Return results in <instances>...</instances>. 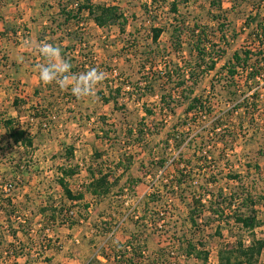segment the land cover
I'll return each mask as SVG.
<instances>
[{"label": "rangeland", "instance_id": "1", "mask_svg": "<svg viewBox=\"0 0 264 264\" xmlns=\"http://www.w3.org/2000/svg\"><path fill=\"white\" fill-rule=\"evenodd\" d=\"M43 1L41 3L37 0V6L36 3L30 6H36V9L45 7L43 10H46V16H51L52 11V14L56 13L51 6L62 0ZM64 1L70 2V8L75 2ZM93 2L118 6L127 19L124 29L120 25L122 18L121 21H114L104 27L101 32L94 30V25L91 24L84 25L82 30L79 26L70 27L69 32L64 27L58 29L60 24H56L51 28V31L57 29L58 34L54 35V38L49 36L51 34L47 32L48 27L40 29L39 37L34 35L35 39L41 38L43 45L49 44L64 50V46L56 45L59 43L58 38L65 35L63 37L66 39L68 34H72L67 38L71 43L68 41L66 44H84V53L94 57L93 67H98V71L104 74V79L95 85L91 96L78 98L71 95L68 98L64 96L51 100L53 107L50 110L51 116L47 119L46 129L39 121H31L32 116L39 117V113L34 110L36 103H32V99H24L27 94L21 87L22 81L18 76L15 57L18 49L13 48L26 39L32 41L28 27L16 23L21 17V12L26 14L25 11L30 10L29 4L24 5L28 8L22 11L16 7L18 0L0 1V115L17 118L24 126H31L32 131L38 129V134L33 137L34 146L26 150L21 149V145L11 147L6 129L0 124V154L3 152L7 156L0 160V194H4L0 196V233L4 234V229L29 230V237L33 241V244L30 242L29 245L31 252L25 257L26 262L31 261L29 264H126L129 260H132L133 264H202L195 255H187L185 247L182 248L179 244L184 236L202 239L209 253V264L216 263L218 253L225 244L233 246L239 237L249 244L251 234L239 236L235 234L238 232L236 230L235 235H232L228 231L229 226L223 225L224 235L216 236L214 232L218 223L208 219L211 214L206 207L204 221H200L201 229L194 230L195 236L190 223L186 221L192 194L200 192V184L205 186L213 182L214 178L218 180V184L210 187L216 193L220 190H224L227 196L234 192L240 193L243 189L239 187L240 183L225 177L227 173L232 172L241 174V186L245 189L264 194V157L258 155V158H255L261 139L238 135L235 142H219L212 126V122L219 116L226 122V130L238 126L242 121L246 122L245 125L251 121L256 124V119L264 113V108L251 110L249 113L244 110L245 105L252 106L254 101V89L247 91L244 85L246 73L240 72L236 76L239 96L234 101L222 91L223 76L217 73L234 51L243 48L256 50L257 46L254 41L251 42L248 30L244 33L240 31L254 1L237 7L235 11L229 10V21L240 35L233 46L227 49L226 57L219 62L217 69L204 77L196 87V94H204L205 99L209 100L207 106L210 111L207 109L208 113L203 112L191 119L186 118V104L172 105L174 112L171 113L168 109H162L160 103L162 88L171 90L179 78V75L172 73L170 85L165 86L163 73L168 69L173 71L177 66L181 70L185 69V60L195 62L190 51V35L185 33L181 36L182 48L176 50L171 33L176 27L180 29L183 24L189 28L197 23L205 25L209 19L208 11L218 12L220 9L212 8L209 0H191L185 6L180 5L176 13L171 11V0ZM223 7L230 9L231 4L224 2ZM262 8L264 14V6ZM29 12L33 14L32 11ZM36 12L38 15L39 12ZM85 18L89 19V23L94 22L88 16ZM153 26L164 28L157 44L152 43L151 39ZM3 32H6V36L1 35ZM35 45L39 44L34 41L33 49ZM219 78H222L220 85ZM212 79L217 82L216 90L211 88ZM128 83L136 88L132 91ZM263 83L262 80V87L258 92L264 99ZM107 85L114 88L123 86L120 95L115 94L118 97L117 107L113 103H104L97 94L99 90H103L106 96L114 94H109ZM64 92L71 94L69 90ZM174 95H177V92ZM244 95L251 98L242 102ZM15 99L21 103L23 100H29V107L25 104V108L17 113L14 108ZM235 104H240V109L235 110ZM149 111L152 113H148ZM226 112L232 114L225 115ZM15 113L17 117H12ZM259 123L257 126H260ZM130 129L132 134L129 133ZM176 134L179 135V140L183 141L178 147L174 141ZM258 136L262 135L258 133ZM70 149H73L71 155ZM200 150H211L214 157L200 161L198 159L203 157ZM96 151L102 154L101 158L97 159L98 162H104V167L117 170L115 176L119 181L114 192L101 199L87 194L83 202L74 207L76 213L73 218L77 219L78 223L72 226L62 224V217L53 221L50 219L49 207L72 205L66 195L67 201H63V195L60 196V192L65 194L58 182L59 177L64 176L62 168L82 166L74 176L65 175L69 185L74 190H79V186L89 175L84 165L96 160ZM11 156L14 158L11 159ZM128 159L132 160L130 168L122 174L123 168L117 169L115 164L121 160L128 163ZM253 159L261 166L260 173L246 166L248 160L255 162ZM191 160L192 166L184 167ZM15 162L21 164L22 175L15 171ZM178 170L191 175L187 186L182 187L185 190L184 196H187L186 200L180 199L181 191L172 184L175 183ZM134 179H137L138 183L128 182ZM11 182L16 188L10 193L5 186ZM22 182L26 185L25 194L21 196V201L10 205L5 198L14 192L20 193V190H23L20 188ZM30 182H33V185H29ZM119 186L124 187V191H119ZM85 202L91 205L88 210L82 205ZM258 209L263 224L254 233L258 238H264L263 203L258 204ZM206 217L211 224L205 223ZM107 226L110 228L104 229ZM129 241L136 249L126 248L127 255L121 256L118 261L114 258L115 252L119 245L128 244ZM13 244L19 254L24 252L21 241H14ZM15 250L13 249V254ZM26 262L23 261V264ZM0 264H5L3 258H0ZM257 264H264V251Z\"/></svg>", "mask_w": 264, "mask_h": 264}, {"label": "trees", "instance_id": "2", "mask_svg": "<svg viewBox=\"0 0 264 264\" xmlns=\"http://www.w3.org/2000/svg\"><path fill=\"white\" fill-rule=\"evenodd\" d=\"M74 1L78 4L75 8H70L69 1H67V3H65V5L61 7L60 15L63 19V22H61L60 25L58 24V29L62 28L64 25H68V23H79L84 19V12L88 14V17L93 19L97 26L102 28L109 26L114 21H121V19L123 18V22H120V25L122 29H124V24L126 23L127 19L124 18V15L120 12L118 6L95 4L93 0ZM190 1L191 0H171L170 4L172 13H176L180 5L185 6ZM252 1H254L253 6L251 7L250 12L246 14L243 22V27L240 31L244 33V31L248 30V35L250 36V39H252L251 42L254 41L255 45L257 46L256 50H252L251 48H243L234 51L231 58L227 62H225V64H223V66L217 73L223 76L224 84L222 85V91L232 101L237 99V97L239 96L236 76L240 72H242L243 74L246 73L244 85L247 91H251L252 89H254L252 96L254 101L252 102V106H244L245 112L249 113L251 112V110L256 111L260 108H264V99L258 92L259 88L262 87L260 86L261 81H264V14L262 13L264 0H209V4L212 8L216 7L220 10L218 12H215L213 10L208 11V23H206L205 25H200L197 23L194 24L191 28H189L186 24H183L182 26H180V29L179 27H176L171 33L173 47L176 50H180L179 48H182L181 36L185 33H188L190 35V51L195 62H191V60H185V69L181 70L177 66V68H174L173 71H170L168 69L163 73L162 78L164 80L165 86L170 85L172 81V73H175V75H179V78H177L178 82L175 83L174 86H172L171 90L166 91V89L162 88V94L160 97V103L163 107L162 109H168L171 113H173L174 108L172 105L186 104L185 113L187 116L186 118L188 119L195 118L196 115L203 114V112L208 113L207 109L209 110V107L207 106V102L209 100L205 99L204 94H196V87L204 77L210 75L211 72L217 69L219 62L226 57L227 49L233 46L238 36L240 35V33L236 30L235 27L231 25V22L229 21V10L235 11L237 7H240L242 5L244 6V4L247 3H252ZM224 2L230 3L231 8H224ZM210 22H214V24H211ZM163 32V27L153 26L151 28L152 43L157 44ZM4 33L6 32L1 33V35L6 36V34ZM75 49V45L67 46L64 51L61 52L64 60L68 65H70L71 70L83 71L85 69V65H89L88 68L91 69L94 65V57L83 52L82 64L80 63V66L74 65V62L77 61V58L71 56V54ZM67 51H70V53H68ZM3 59L6 58L3 57ZM221 79L222 78L218 79V85L221 84ZM48 85V88L52 90V97L61 98L65 96L68 98L72 95V93H62V89L57 90V88L60 86L59 84L55 85V87L58 86L55 89L52 84L48 83ZM152 86L153 84L150 87ZM106 87V89H109V94H114L106 96L103 90H99L97 94L101 97L104 103H113L114 106L117 107L118 97H116L115 94L120 95L123 86L119 85L114 88L107 85ZM128 87L132 91L136 88V86L132 87L129 83ZM217 87V82L212 79V90H216ZM60 88L61 87H59V89ZM55 92H59V94L56 96L54 94ZM175 92H177V95H174ZM36 93L38 94L40 93V91L38 90ZM250 98L251 96H245L243 99H241V101L245 102ZM14 106L20 110V100L15 99ZM52 107L53 105L49 101L46 106H37L35 109L37 110L36 112L39 113L40 118L48 119L51 116L50 110ZM234 107L235 110H238L240 109L241 105L235 104ZM148 113L152 112L149 111ZM227 113L232 114L230 112H226L224 114L226 115ZM221 117L222 116H219L212 122L215 138L219 142H235L238 135L245 138H247L248 136L253 139L258 138L261 139V144L260 148L257 150V156L255 155V158H258V155L264 157V113L261 117H259V119H256V124L251 121L250 123L247 122V125H245L246 122L242 121L238 124V126L235 125L233 126V128H229L228 130L224 128L227 124L222 120ZM258 123L260 126H257ZM0 124L6 129L7 135L9 137V145L11 147L14 145H21V147L29 150L32 146H34V138L29 131V127L26 128V126H24L17 118H6L5 115L2 114L0 115ZM129 133L132 134L131 129L129 130ZM258 133L262 136H258ZM178 136L179 135L176 134L174 137L175 145L177 147L180 146L183 142L179 140ZM72 150L73 149H70L69 151L70 155L72 154ZM199 152H201L203 156H201L202 158L198 159L200 161H207V157H214L211 150H200ZM101 156V153H99L98 151L95 152L96 160H92L91 164L87 167V171L89 173L88 178L85 182L81 183L80 189L76 192H74L70 188L69 182L66 180L65 175L74 176L76 173H78L80 166L76 165L74 168H62V173L64 176L59 177L58 182L64 189L67 198L72 202V205L66 207L62 204L56 207H49L48 209L51 210L50 219L56 221V218L62 217V224L72 226L78 223V220L73 218L74 215L70 214V212L74 209L75 205H79L78 203L83 202L87 194H90L96 199H101L114 192V189L119 181V178L115 176L117 170L104 167L106 165L104 162H98L97 159L101 158ZM5 157H7L6 154H3L2 152V154H0V160H3V158ZM10 158L13 159L14 157L11 156ZM131 161L132 160L128 159V163H125V161L122 162L121 160L119 162H116L115 167L117 169L122 167V174H124L129 170ZM10 162L12 164L14 163L13 160H11ZM192 164L193 162L191 160V162L186 163V166L184 167H190L192 166ZM246 166L250 169H255L259 173L261 171V166L256 160L255 162H252V160H248L246 162ZM14 169L15 171H17V174H21L20 163H16ZM190 176V174H184L181 170H178L177 175H175V183H172L174 188H177L179 191H181V200H186L187 196H184L185 190L182 187L187 186ZM225 177L229 180L236 181L238 184L240 183L239 187H243L241 192L230 193V195L228 196L224 193V190H220L218 193H216L215 190H211L210 187V185L218 184V180L215 178L213 179V182H209L205 186H201L202 184H200V192H195L192 194L191 203L188 205V219H186V221L190 223L192 233H194V235L196 236L194 230L201 229L200 221H204L203 217L205 216L206 207H208L211 216L210 218H204L206 219L205 223H212L208 219L215 220V222L218 223L215 227L214 232L216 236L221 237L224 235L222 230L223 225L229 226L228 231L232 235L237 234L239 236H242L245 233L251 234L249 244H247L242 237H239L238 241L233 244V246L230 244H225L224 248H222L218 253V261L213 264H257L260 261V257L264 251V238H258L255 235L254 231L263 224V220L259 215L260 210L258 209V204L263 203L264 206V194L254 193L249 189H245L244 186H241V183L243 182V177L241 176V174L232 172L227 173ZM137 181V179L128 180V182H132L133 184L138 183ZM11 184L13 188H16L14 183L11 182ZM119 189V191H124V187L119 186ZM3 195L4 194H0V196ZM151 196L152 194L150 195V197ZM5 199L10 205H13V201H11L10 197H7ZM207 202L209 205L207 204ZM82 205L86 210H88L91 206L87 202ZM184 225H186V223H184ZM107 228L110 227L107 226L104 229ZM132 244L133 243L129 241L128 244L119 245L118 250L114 254V258L118 259L119 261L121 256L124 257L125 255H127L128 251L126 248L128 247L136 249ZM179 244L182 245V248L185 247V253L187 255H195L202 261V264H209V253L205 247L206 243L202 239L198 240L193 236H184L181 241H179ZM12 249L15 250L14 245ZM14 253V255L21 254H19V252H17L16 250L14 251ZM133 263L134 262L132 260H129L126 264Z\"/></svg>", "mask_w": 264, "mask_h": 264}, {"label": "crops", "instance_id": "3", "mask_svg": "<svg viewBox=\"0 0 264 264\" xmlns=\"http://www.w3.org/2000/svg\"><path fill=\"white\" fill-rule=\"evenodd\" d=\"M42 1L43 0H40L41 3H42ZM18 2L19 3H18V5H16V7H18V9L22 10V11L23 10L25 11V9L28 8V7H24V5L27 6V4H29L30 10L27 9L25 11L26 14L25 13L23 14V12H21L20 13L21 17L17 20L16 23H20V24L22 23V26L28 27V33L30 34V39H32V41H31L32 43L28 39H26V40L22 41L19 45H17V47H13L14 49L15 48L18 49V52L15 55V57L17 60L16 65H18L17 66L18 76L20 77V79L22 81L21 87H23V89H25V92L27 94V96H24V99L25 98H29V100L32 99V103L33 102L36 103V106H34V108H36L37 106L41 107L42 105L46 106L49 101L53 100L56 97L51 96L52 90L50 88H48V86H49L48 83H44L41 80L39 69H40L41 65L48 64L50 61L47 57H45L44 55H42L38 51L39 47L43 44H42L41 38L35 39L34 35L37 34V36H38V33L40 35V29L43 27L49 28V30L47 32L51 34V35H49L51 38H54V35L58 34L56 31L57 30L56 28H54L55 32H53L54 30L51 31V28L53 29L54 25H56V24L58 25L61 22H63V19L61 18V15H60V9L62 6L65 5L66 2L64 0H62L61 2L60 1L57 2L56 5L51 6V8L54 9V11H56L55 14H52L53 13V11H52L51 16L50 15L46 16V13H45L46 10H45V12L43 10V9H45V7H43V9H42V7L36 9V6L38 5L37 0H18ZM32 4H35L36 6L31 7L30 5H32ZM36 10L39 12L38 15H37ZM11 11H13V10L11 9ZM29 11H32L33 14ZM29 13H31V14H29ZM30 15H32V16L29 17ZM87 15L88 14L86 12H84L83 13L84 19L82 21H80L79 23H74V24L68 23V25H64L63 27L66 28V31L69 32V31H71L70 27L79 26L80 29L82 30V29H84V27H83L84 25L86 26L88 24V26H89L91 24V26L94 25V26H92V28L94 27L93 28L94 30H97V32H101V30L104 28L97 26L95 22H90V23L87 22V20H89V19L85 18ZM39 16H41V17H39ZM8 17L9 16H7V18ZM59 19H61V20H59ZM85 21H86V23H85ZM49 36H47V37H49ZM63 36H65V35H63ZM63 36L60 39L58 38L59 43H56V45H59L62 47L64 46V49H65L68 46V44H66V43H68V41H69L67 38L71 37L72 34H68L66 39ZM27 37H29V36H27ZM34 41L39 44L38 46L35 45L36 46L35 49L32 48V44ZM52 41H53V39H52ZM17 43H19V42H17ZM24 44H25V46H24ZM84 46H85L84 44L81 45L80 43H78V44L76 43V46H75L76 49L71 54V56H74L77 58V61L74 62V65L80 66V63L82 64V62H83V55L82 54L84 53ZM62 51H64V50L61 48V50H59V54L55 55V57H54L55 63L66 62L64 60V57L61 55ZM68 53H70V51H68ZM76 53H78V54H76ZM9 55L13 56L12 53H9ZM93 64H94V62H93ZM88 67H89V65H85L84 70H89ZM92 68L98 69V67H93V66H92ZM84 70L83 71H81V70L72 71L71 68L69 67L68 71L62 74L63 82L65 85H68L67 87L59 86V87H61L60 89L58 86H57L58 88L55 87V85L58 84L56 81L50 82V84L53 85L54 89L55 88H57V90L62 89L61 90L62 93H65L64 90L65 91L66 90L71 91L70 86L74 82L73 78L84 73L85 72ZM38 90L40 91V93L37 94L36 92ZM54 94L57 96L59 94V92H55ZM29 100H27V101L23 100L24 101L23 103L20 102L21 103L20 109L25 108V104H26V107L27 106L29 107V103H28ZM27 103H28V105H27ZM14 108L17 111V113H19L20 110L18 108H16L15 106H14ZM34 110L36 111V109H34ZM17 113H15L16 115H13L12 117H15V116L17 117ZM26 128H28V126H26ZM32 130H33V128H31V126H29L30 133L32 134L33 137H35L38 134L37 133L38 129L35 128L36 131L35 130L32 131ZM21 149H24V147H22ZM78 163H79V165L81 164V162H78ZM90 164H88L86 162V164L84 165V169L86 171H87V167ZM35 167H37V166H35ZM81 168H82V166H80V169ZM87 173H88V171H87ZM22 184H23V182H22ZM30 184L33 185V182H30L29 185ZM25 187H26V185L23 184L22 186H20V188H23L22 191L20 190V193L18 192V194H16L14 192L13 195H10L11 201H13L14 203L18 202V200L21 201V196L24 195L26 192V190H24ZM57 187L59 188V185ZM70 188L74 192L78 191V188L76 190H74L71 187V185H70ZM79 188H80V186H79ZM62 195L64 197L63 201H67V198H65L66 194H64L63 192L62 193L60 192V196H62ZM68 201H70V200L68 199ZM2 229H4V227ZM3 233L4 234L0 233V258H3L5 260V264H23V261L26 262V258H27L26 256L28 254H30V252H31V251H29L30 242H31V244H33L32 239H30V237H29L30 236L29 230L26 231V230L21 229V230H6L5 231V229H4ZM14 241H21L22 242V249H24V252H22V254H20V255H14L13 254L12 247L14 245L13 244ZM4 253L6 254V256H4ZM12 255H14V256H12ZM30 262L31 261L28 260L25 264H29ZM1 263H3V261Z\"/></svg>", "mask_w": 264, "mask_h": 264}, {"label": "clouds", "instance_id": "4", "mask_svg": "<svg viewBox=\"0 0 264 264\" xmlns=\"http://www.w3.org/2000/svg\"><path fill=\"white\" fill-rule=\"evenodd\" d=\"M38 51L50 61L48 64L40 66L41 80L44 83L56 81L61 87H67L68 85H65L63 82L62 74L68 71L70 65L67 62H54V57L59 54V49L44 44L39 47ZM103 79L104 74L98 71V69L91 68L86 70L84 73L73 78L74 82L70 86L71 93L78 98L91 96L95 85Z\"/></svg>", "mask_w": 264, "mask_h": 264}, {"label": "built area", "instance_id": "5", "mask_svg": "<svg viewBox=\"0 0 264 264\" xmlns=\"http://www.w3.org/2000/svg\"><path fill=\"white\" fill-rule=\"evenodd\" d=\"M77 5H78L77 2H75V3L73 4V6H71V8H75ZM115 72H116V70H115ZM53 118H55V116H53ZM34 120H35V121H39V123H41V125L43 126V128H46V129H47V125H48V120H47V119H42V118H40V117H35V118H34V116H32L31 121H34ZM31 124H33V123H31ZM5 188H7L9 192H10L11 190L14 189L11 183L7 184V186H5ZM6 191H7V190H6ZM10 193H11V192H10ZM9 195H10V194H8V196H9ZM75 213H76V212L74 211V209L70 212V214H72V215H75Z\"/></svg>", "mask_w": 264, "mask_h": 264}]
</instances>
